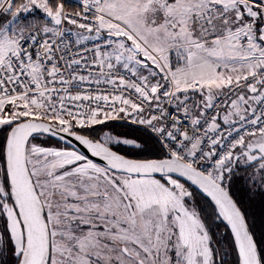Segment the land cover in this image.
<instances>
[{"label":"snow or ice","instance_id":"obj_1","mask_svg":"<svg viewBox=\"0 0 264 264\" xmlns=\"http://www.w3.org/2000/svg\"><path fill=\"white\" fill-rule=\"evenodd\" d=\"M0 264H264V0H0Z\"/></svg>","mask_w":264,"mask_h":264}]
</instances>
